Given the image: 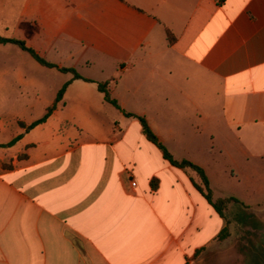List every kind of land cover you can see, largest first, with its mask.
I'll return each instance as SVG.
<instances>
[{
    "label": "crops",
    "instance_id": "crops-1",
    "mask_svg": "<svg viewBox=\"0 0 264 264\" xmlns=\"http://www.w3.org/2000/svg\"><path fill=\"white\" fill-rule=\"evenodd\" d=\"M15 2L36 30L129 60L120 83L133 105L115 99L145 117L169 152L173 142L201 166L210 185L211 148L230 164L231 149L264 159V0H0V35L27 43L4 20ZM19 51L0 45L3 64L22 63L0 67V97L10 72L24 85ZM14 107L0 117V264H202L229 227L194 172L165 160L138 119L103 127L104 118L56 109L27 130L45 114L27 120ZM194 116L212 130H175ZM217 216L220 232L203 241Z\"/></svg>",
    "mask_w": 264,
    "mask_h": 264
},
{
    "label": "rangeland",
    "instance_id": "rangeland-1",
    "mask_svg": "<svg viewBox=\"0 0 264 264\" xmlns=\"http://www.w3.org/2000/svg\"><path fill=\"white\" fill-rule=\"evenodd\" d=\"M20 14V8L15 2L14 8L4 19L9 23V31L13 30L12 35L26 38L29 47L58 67L76 69L82 77L91 80H77L69 88L63 103L57 105L58 117L76 119L90 114L104 118L106 123H103V127H115L134 120L125 117L120 110L106 103L98 90L100 83L108 82L112 96L118 100L123 97L131 107L133 104L129 94L120 83L123 77L120 65L129 60L120 57L104 58L90 44L73 40L60 31L52 36L38 31L32 25L31 19L21 18ZM2 27L0 18V30ZM19 52L25 56L24 85L20 83L19 88L17 87L12 72L4 77L8 91L1 93L0 117L9 115L17 103L20 110L24 109L22 113L25 119L42 117L54 103L59 89L73 78V74L43 67L29 54ZM3 61L0 56V67H12L17 64L22 66L21 60L15 56L8 64H3ZM112 120L119 122L114 124ZM173 125L176 131L212 130V124L208 125L195 116L190 121L178 120ZM215 125L223 128L221 124ZM221 128L218 129L220 132L224 130ZM167 145L173 157L181 161L184 156L176 144L172 142ZM211 151L209 158L213 162L209 172L213 181L211 189L214 200L233 197L237 202H230L224 208L230 224L228 232L219 236L214 249L204 253L202 264H264V159L231 149L234 162L230 164L216 147L211 148ZM185 170L192 174L190 169ZM210 223L211 227L204 232L203 241L214 237L221 230L219 216Z\"/></svg>",
    "mask_w": 264,
    "mask_h": 264
},
{
    "label": "trees",
    "instance_id": "trees-1",
    "mask_svg": "<svg viewBox=\"0 0 264 264\" xmlns=\"http://www.w3.org/2000/svg\"><path fill=\"white\" fill-rule=\"evenodd\" d=\"M169 40L172 41V37L169 35ZM7 44H11L14 45L16 47H18L19 49H21L22 51L28 53L36 62H38L40 65L47 67V68H56L59 71L63 72V73H72L73 74V78L72 80L66 82L62 88L58 91L57 93V97L56 100L54 102V104L52 106H50L45 115L35 121L34 123H32L29 126H26L27 130H31L33 128H35L36 126L44 123L47 121V119L55 112V110L57 109V104L60 103L63 98L64 95L68 89V87L71 85V83L75 80H85V81H91L89 79H85L84 77H82L78 71L76 69L73 68H65V67H58L56 64L47 61L45 58H43L41 55H39L36 51H34L31 47H29L27 45V43L22 40V39H17V38H8V37H3L0 35V45H7ZM108 82L105 83H100L98 85V89L99 91L103 94L104 96V101L109 103L110 105H112L113 107H115L116 109L120 110L126 117H133L139 120L142 128H143V132L146 136V138L152 142L154 145H156L163 154V157L165 160H167L170 164H172L175 167L178 168H182V169H190L192 172H194L195 176H196V180L194 181V186L196 188L197 191H199L203 197L207 200V202L220 214L223 215L224 213V208L230 203V202H237V200L233 197L231 198H221L218 200H214L213 198V192L211 189V185H210V181L209 178L205 172V170L193 163L192 161L189 160H176L173 155L169 152V150L167 149V147L159 141L157 135L155 134V132L152 130L151 126L149 125L147 119L143 116H138L135 115L133 113L130 112H126L125 110L122 109V107L119 105L118 101L112 97L110 90L108 89ZM21 125H23L21 123ZM21 136L16 137L15 139H13L9 144H7L8 147L13 146L19 139ZM154 183V182H153ZM228 232V228H225L221 235L224 236L226 233Z\"/></svg>",
    "mask_w": 264,
    "mask_h": 264
},
{
    "label": "built area",
    "instance_id": "built-area-1",
    "mask_svg": "<svg viewBox=\"0 0 264 264\" xmlns=\"http://www.w3.org/2000/svg\"><path fill=\"white\" fill-rule=\"evenodd\" d=\"M136 185H137L136 182H135L134 180H131V187H132V188H135Z\"/></svg>",
    "mask_w": 264,
    "mask_h": 264
}]
</instances>
